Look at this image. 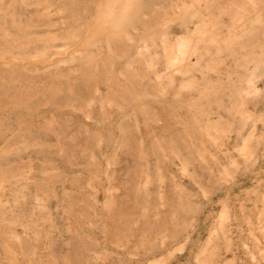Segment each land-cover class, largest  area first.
<instances>
[{
    "label": "rangeland",
    "instance_id": "374dc122",
    "mask_svg": "<svg viewBox=\"0 0 264 264\" xmlns=\"http://www.w3.org/2000/svg\"><path fill=\"white\" fill-rule=\"evenodd\" d=\"M0 264H264V0H0Z\"/></svg>",
    "mask_w": 264,
    "mask_h": 264
}]
</instances>
